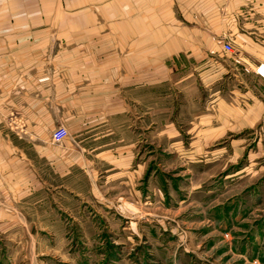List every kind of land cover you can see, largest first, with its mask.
Returning <instances> with one entry per match:
<instances>
[{
    "label": "crops",
    "instance_id": "obj_1",
    "mask_svg": "<svg viewBox=\"0 0 264 264\" xmlns=\"http://www.w3.org/2000/svg\"><path fill=\"white\" fill-rule=\"evenodd\" d=\"M119 14L123 25L84 20ZM164 28L181 41L165 43ZM259 62L264 0H0V222L19 224L52 186L141 179L136 150L164 130L166 81L202 90L197 145L264 127Z\"/></svg>",
    "mask_w": 264,
    "mask_h": 264
},
{
    "label": "rangeland",
    "instance_id": "obj_2",
    "mask_svg": "<svg viewBox=\"0 0 264 264\" xmlns=\"http://www.w3.org/2000/svg\"><path fill=\"white\" fill-rule=\"evenodd\" d=\"M84 20L124 24L122 14ZM164 30L165 43L181 41ZM196 95L165 82L164 130L136 150L141 179L103 173L93 194L84 179L52 186L16 212L19 224L0 222V264H264V127L197 145Z\"/></svg>",
    "mask_w": 264,
    "mask_h": 264
},
{
    "label": "built area",
    "instance_id": "obj_3",
    "mask_svg": "<svg viewBox=\"0 0 264 264\" xmlns=\"http://www.w3.org/2000/svg\"><path fill=\"white\" fill-rule=\"evenodd\" d=\"M224 50L227 53H234L235 49L231 41L224 44ZM255 73L264 80V62H259L255 69ZM69 136V131L66 127L60 126L52 133V140L56 143H60Z\"/></svg>",
    "mask_w": 264,
    "mask_h": 264
}]
</instances>
